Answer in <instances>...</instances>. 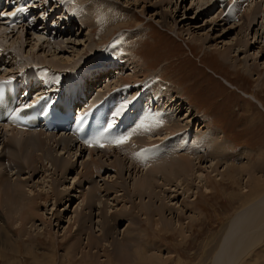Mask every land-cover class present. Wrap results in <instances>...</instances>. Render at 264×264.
I'll list each match as a JSON object with an SVG mask.
<instances>
[{"label":"rangeland","instance_id":"obj_1","mask_svg":"<svg viewBox=\"0 0 264 264\" xmlns=\"http://www.w3.org/2000/svg\"><path fill=\"white\" fill-rule=\"evenodd\" d=\"M58 1L54 2L53 7H58V4L64 5L65 0L62 1L63 3ZM229 1L227 0V2ZM95 3V17L92 18L95 21V29L91 32L90 39L86 36L85 27L82 31L79 29L78 33L73 36L66 35L63 38H54L56 39L54 41H52L53 39L49 41L44 33L38 29L28 30V34L24 35L26 40L21 45L22 54L26 62L31 60L28 61L29 64L31 63L29 66L37 67V72L40 75L37 76L38 79L41 76V78L47 76L48 70L55 73V80L69 74L65 72L64 68L62 70L53 68L50 62L41 63L36 58L39 55L43 58L46 57V61L52 60L64 62V64L66 62L72 64L85 56L81 62L83 65L84 62H88L92 54L98 53L100 48L104 49L106 44L119 39L118 46L107 50L109 58L104 61L113 62L116 56L115 51L122 52L124 57L127 56L129 52L119 48L125 43L134 50V59L141 60L146 69L145 78L141 76L139 86H134V88L122 86L126 93L129 91L128 95L145 93L147 88L144 90L141 86L152 77L158 82H168L180 92L185 107H187V102L191 104L203 114L202 117L222 131L226 140L231 141L226 144L229 150L238 153L244 147H248L247 154L241 160L230 163L231 165L234 164V168L230 166L229 169L224 170V180L217 179L215 175L207 176L208 189L200 182L195 194L193 193L194 190L188 191L186 195L180 193L182 188L178 191L179 194L174 200L181 207L179 208V222L181 225L183 223L185 225V236L184 234L181 235L179 229L175 230L174 227L160 226L159 228L152 225V220H148V214L144 215V212L139 210L138 204H135V208L134 205H130L123 199L113 201L114 195L109 194L106 197L104 195L105 190L97 191L103 197L101 199L88 200L84 198L85 192L83 193V191L87 189L89 183L84 181L81 184L75 177L77 170H81V159H86V154L83 153L82 158H78V156V159H74L76 165L73 166V170L68 172L62 181L60 180L62 182L60 187L65 189V195L73 196L76 194L74 196L77 197H74L71 202L66 200L65 204L59 203L52 206L51 199L47 204L41 202L42 205L37 206V210L41 214L45 213L44 216L52 220L51 229L46 226L38 228L42 226V224L39 225L42 217H37L35 222L39 226L37 228L32 227V235L21 237L20 230H18L19 224H13L6 214L11 209L18 212L16 208L12 205H5L6 210L0 207V264H148L145 261H140L139 258L135 259L134 262L129 259L127 263H124L121 261L123 260L121 254L112 251L109 245H107L108 250L103 251L101 247L97 254L86 255V257L83 256L84 254L75 252L73 242L75 231L80 233L82 244H84L87 241L86 231L88 232V229L86 226L94 227V232L99 237L104 238L100 242L103 243L110 240L106 239L108 237L107 232L117 239L122 238L127 225L129 228H136L138 236L135 243H137L136 248L139 250L140 257L155 251V246H153L155 243L152 242H156L162 244L163 248L160 249L162 254L165 256L168 254L171 258L165 264H213L221 245L224 243L223 239L227 236L232 217L246 204L254 202L255 199L258 200L264 189L261 190V193H255L251 197L245 195L251 193L249 188L252 185H250L249 176H254V183H258V188L264 184V107L258 104L254 98L248 97V95L254 96L264 104V0H235L237 12L234 18L238 17V19H229L227 15L223 16L222 7L219 5L217 8L214 5L215 3L218 4L219 0H100V2ZM223 3H225L224 0H221V4ZM40 6L41 9L47 11V14H51L50 10L46 9L45 4L41 3ZM237 8L239 9V16ZM160 14H165L166 23H162L159 19L158 15L160 16ZM74 17L75 15L67 18H71L72 23L77 24L78 21ZM116 24L118 25L116 26ZM129 32L132 33L127 39L125 35ZM16 35L17 33L6 44H3L4 48L7 47L3 49L9 53L11 58L17 57L14 49L18 45ZM57 36L59 37V35ZM194 37L196 38L194 39ZM240 39L241 44H238L237 41ZM59 40L61 46L57 44ZM227 47H231L229 49L230 61L224 60L217 52V50H225ZM83 51L86 53L85 55H83ZM98 59L99 56L95 57L94 60ZM13 62H15L14 58L7 66L9 69ZM119 63L120 65L116 66V72L113 71L114 75L110 80L113 85L112 88L116 87L115 81L118 78V72L122 70L120 69L122 68V60H119ZM243 66L251 70L244 69ZM79 70L81 69L78 66L72 72ZM125 71L123 72L125 73L124 76H129L134 72V69L130 65ZM60 74L62 75L60 76ZM103 81L105 80L103 79ZM95 84L94 81L92 85L95 86ZM101 88L99 93L106 91H102L103 88ZM148 107L150 108L151 105ZM135 108H137V103H132L131 109L128 107L129 115H132L133 111L136 112L137 109ZM159 108V104L155 108L152 107L154 110ZM166 109L167 107H164L162 113ZM168 109L172 111V108L169 107ZM183 110L179 114L177 113L176 117L181 118L185 126L180 128L177 135L174 132H172L174 134L166 133L163 129L162 139L166 140L165 142L180 139L181 133H184L179 145L184 139L185 143L181 142V145H184L180 147L182 149H179L186 152L188 146L194 147L190 146V141L194 140L195 130L202 128L206 120L197 116L188 118L187 110ZM200 118L202 121L199 120ZM176 122L174 127H177L179 121ZM169 135L176 136L165 139ZM114 148L110 147L109 149ZM188 150L194 151V148ZM3 153L0 150V156ZM0 167V171H2L0 174H9L10 179L8 178V181L14 183V180H18L15 177L17 175H13L15 169L8 172L11 165L7 158L3 157L0 160ZM106 171L104 172L105 177L109 176L110 179L112 172ZM126 173L128 174V172ZM126 173L124 177L127 179L128 185L132 187L133 177L136 174L135 172L132 173L133 177L131 178V175L128 174V176ZM30 174L26 170L21 176L26 192L37 193L38 189L41 190L51 177L49 171L43 172L42 169L33 171V175ZM43 177L45 178L43 179ZM96 177L98 182V189L96 190H100L104 180L97 175ZM4 180H6L5 176ZM20 183L18 184L22 185ZM165 187L167 188V186ZM166 188L164 190H169ZM17 194L21 198L15 200L16 204H24L25 199L23 198L27 197ZM105 197L109 199V202L113 201L115 204L111 210L121 208L127 203L131 207V214H134V218L131 221L128 219L129 217L116 218L113 212L109 214L111 216L108 217V220L101 218L103 216L101 211L107 214L108 212L105 210L110 204ZM134 198L135 203H138L139 199L136 196ZM18 208L20 210L23 207ZM77 208L79 211L83 209L84 212L92 214V221H87L84 228L81 218H78L76 222L74 221L76 217L74 211ZM134 221L135 225L132 223ZM32 222L27 223V226H30ZM76 237L79 238L77 235ZM147 243L152 244V246L147 245ZM108 254H110V259H107ZM257 264H264V257Z\"/></svg>","mask_w":264,"mask_h":264},{"label":"bare ground","instance_id":"obj_2","mask_svg":"<svg viewBox=\"0 0 264 264\" xmlns=\"http://www.w3.org/2000/svg\"><path fill=\"white\" fill-rule=\"evenodd\" d=\"M62 1L64 0H59L58 2L61 3ZM95 2H100V0H65L64 5L62 6L69 13L73 12L75 14L74 18H76L77 21L83 25V27L81 29L78 28V30L80 29L82 31L85 27L84 30H86V36H88V39L91 38V32L95 29V21L92 19L95 17ZM42 4H45V1L42 2ZM40 5L41 4H39V6ZM43 12L49 16V13L47 14L46 10ZM158 17L162 23H166L167 17H165V14H160ZM117 25L118 24H116V26ZM34 28V23L30 29L26 26L20 25L9 27V30L8 27H0V52L3 54L5 72L19 71L20 68L29 66L31 64L28 63V61L31 60H27V62L25 61V58L22 54L21 45H23L26 40L24 35L28 34V30L30 31ZM7 31L9 32L7 33ZM13 32L15 33L12 34ZM16 33V42L18 41V45L14 48L16 53L14 54L17 57H13L15 62L12 63V67L9 69L7 66L11 63V59L13 58L9 57V53L4 50L7 47L4 48L3 44H6V42L9 41ZM131 33L132 32L127 33L125 37L129 39ZM195 38L196 37H194V39ZM127 39H125V41ZM48 40L51 41L52 39ZM54 40L56 39L53 38L52 41ZM240 41L241 39L238 40L237 43L241 44ZM57 44L61 46L60 40L57 42ZM119 48L121 50H125V52H129V54L124 57L122 52L120 53V51H115L116 56L114 57L113 63H117L119 60H122V68H120L122 70H120L121 72H118V78L115 81V86L119 84L128 86L125 84L131 83L141 84L140 78L141 76L145 78L146 73L144 63L139 59H134V50L130 49V47L125 43ZM230 48L227 47L225 50H217V52L222 58H224V60L228 59L230 61ZM85 54L86 53L83 51V55ZM36 58L41 63L50 62L53 68H59L61 70L64 68L65 72L71 73L72 70L81 65V62L84 60L85 56H82L79 60L74 61L72 64H68L67 62L65 64L64 62H61V64L60 62L52 60L46 61V57L43 58L41 55L37 56ZM232 63L234 64L235 61ZM130 65L132 66V69H134V72H132V74L129 76H124L125 73L123 72H126L125 70L128 69ZM243 68H246L249 71L251 70L244 66ZM0 74H3L1 70ZM37 80L38 77L36 76L34 82ZM93 82L94 81L89 82L87 88L92 89V87H94L92 85ZM147 82L148 87H146L147 89L145 92L148 95L147 100H155L158 102L157 105H160V108L158 110H154L152 109V106L150 108L148 107L150 105L142 106L137 103V108H135L137 110L135 113L134 111L132 113L135 118L133 121L129 122V127L126 130L117 132V134L114 135V138H116L120 135L131 133V139H129L124 144L117 145L115 148L113 147L114 149L111 150L109 147H101L99 149H95L93 147H83L78 144L76 140L71 137V135L63 132L47 133L41 130L33 132L29 130H15L6 126H0V150L2 153L4 152L2 156H0V160L3 159V157L8 159L11 165V168H8V172L15 169V171H13V175H17L15 177L18 179L17 181L14 180V183H11L12 181L10 182V180H7L9 178V174H0V207L5 209V205H12L16 208L18 212H14L13 209H11L10 211H7L6 214L13 224H19L18 230H20L19 232L21 237L23 235H28V237H30V235H32V227L37 228L40 224H42V226L40 225L41 227L38 228L46 226L51 229L52 220L47 216L46 218L44 216L45 213L41 214L37 210V206L39 207V205H42L41 202L47 204L52 199V206H55V204L59 203L65 204L66 200L71 202L74 197H77L74 196L76 194L73 196L65 195V189L60 187V185L62 184V178H64L68 172L73 170V166L76 165V160L74 159L82 158L83 153L86 154V159H81V170H77L75 177H77L78 182L80 181L81 184L84 183V181L89 183L87 189L83 191V193L85 192L83 195L84 198L88 200L93 198L101 199L103 197L100 195V192L101 190H105L104 195H106V197L109 196V194L114 195L112 197L113 201L123 199L126 200L127 203H130V205H134V207L135 204H138L139 210L144 212V215L148 214V220H152V225L159 228L160 226L174 227L175 230L179 229L181 235L184 234L186 236L184 228L185 225H183V222L182 225L179 222V208L181 207H179L180 205H178L174 200V198L179 194L178 191H180L182 188L180 193L186 195L188 191L194 190L193 193L195 194V190L198 187V183L200 182L206 189H208L209 183L207 181V176L211 177L215 175L217 176V179L221 178L224 180V170L229 169L230 166L234 168V164L231 165L230 163L241 160V158L247 154L248 147H244L238 153L229 150L226 144L231 141L226 140L223 137L222 131L219 128L214 127L210 121L202 117L203 114L196 110L191 104L187 102V107H185L183 97H181L179 94L180 92L175 86L165 81H155L153 80V77L149 81L147 80L146 83ZM100 84L97 86L98 92L101 88ZM112 86V84L107 86V91L113 90ZM132 88H134V86ZM104 92H100L95 98H93L94 100L92 99L91 103L98 101L100 97L104 95ZM128 92L129 91H127V93ZM137 95L138 94H130L129 96L135 97ZM248 97L254 98L258 104L264 107V104L260 100H257L254 96L248 95ZM128 107L131 109L132 104ZM164 107H167V109L162 113V111H164ZM169 107L170 109L172 108V111H169ZM183 109L187 110L188 118L197 116L206 120L204 123L205 125L202 126V128L195 130V135L193 137L194 140H192L193 142L190 141V146H194V151L188 150L193 149L189 146L186 148V152L185 150H183V152L180 150L182 149L180 147L184 145H181V142H184L185 139L180 142V145L179 141L181 140V136H183L184 133H181L180 139H172L168 142H165L166 140L162 139L163 129H165L166 133H175L177 135L179 134L180 128L185 126L183 120L181 118H179L181 119L179 120L178 117H176V114H179ZM174 120L179 121H177L178 123L175 121L177 123V127L173 126L175 123ZM190 120L192 121V119ZM199 120H201V118ZM170 135L169 137L166 136L167 138H164L169 139L172 136H176ZM39 169H42L43 172H50L51 177L48 180L49 182L44 185L41 190L38 189L37 193H34L33 191L26 192V189L24 190L23 188L24 181L21 180L22 174H24V171L27 170L28 173H31L30 175H33V171H38ZM240 169H242V167H240ZM106 170L113 173V176L112 173H110V179L109 176L107 178L105 177L104 172ZM126 172L131 175V178L133 177L132 173L135 172L136 174L133 177L134 181L132 187L128 185L127 179L124 177ZM96 175L100 179L104 180L101 184L100 190H96L98 189ZM4 176L6 180L3 181ZM10 177L12 179V176ZM249 177V181L251 182L250 185H252V187L249 188V192L251 193L245 194L247 197H251L255 193H261V190L264 188V184L260 186V188L257 187L258 183H254V176ZM44 178L45 177H43V179ZM160 181L162 182L160 183ZM18 183L22 185H19ZM165 186H167L169 190H164V188H166ZM17 193H19L22 197H27L23 198L25 199V201L23 200L24 204H16L15 200L21 198L18 197ZM135 196L139 199L138 203H135L134 201ZM4 198H6L5 201H3ZM106 201L109 202V199L106 198ZM113 201L109 202L110 204L105 210L108 212L107 214L101 211V215L103 214L101 218L108 220V217L111 216L109 215L111 212L114 213L116 218L129 217L128 219L130 221L134 218V214H131V207L128 206L127 203H125L121 208L119 207L111 210V208L115 206ZM18 207H23L21 208L23 211L20 209L22 211L21 212ZM74 212H76L74 221L76 222L78 218H81L83 220V228L85 227L84 225L87 221H92V214L89 212H84L83 209L79 211L78 208ZM262 214H264V189L263 194L258 200L255 199L254 202L246 204L243 209L236 212L232 217L229 223L230 228L228 230L227 236L223 239L224 243L221 245V249H219L213 264H257V262L264 257V217H262ZM150 215L152 216L150 217ZM37 217H42L38 226L35 222V218ZM145 219L147 220V218ZM30 222H32V224L27 226V223ZM132 223L135 225V221ZM86 228L88 229V232L86 231V243L82 244L83 242L80 233L76 231L75 234L79 236L80 239L77 238L75 234L73 237L75 252L84 254V257L94 253L97 254L101 247L103 251L108 250L107 245H109L112 251L117 254H121V259H123L121 261H124V263H127L129 259L134 262L135 259L137 260V258H139L140 261H145L148 264H165L168 259H171L168 254L167 256L162 254L160 249L163 248V246L162 244L160 245L156 242H152L155 243V245H153L155 246V251H151V254L140 257L138 254L139 250L136 248L137 243H135V240L138 236L135 227L129 228L127 225L125 229L126 232L122 235V238L118 239L107 232L108 237L106 239L110 240L109 242L107 241L103 243L100 242L104 238L99 237L98 234L94 232V227L91 228V226H86ZM147 245L152 246V244L148 243ZM109 255L110 254L107 255V259H110Z\"/></svg>","mask_w":264,"mask_h":264},{"label":"snow or ice","instance_id":"obj_3","mask_svg":"<svg viewBox=\"0 0 264 264\" xmlns=\"http://www.w3.org/2000/svg\"><path fill=\"white\" fill-rule=\"evenodd\" d=\"M24 10H25L24 8H18L16 11L9 12V13H5L2 10H0V16H8V15L16 16L18 12H21V11H24ZM7 83H11V81H3V82H0V84H7ZM26 107H31V105H26ZM119 114H120L119 112L115 113V115H117V116ZM19 118H20L19 115L14 111L13 112L12 119L15 120V119H19ZM111 127H112V125L109 124L107 126V128L105 129V131H107ZM131 135H132L131 133H129L128 135H120V136L114 138L112 140V143L117 144V145L124 144V143H126L130 139ZM88 143L90 145H92V144H99L100 147H105L106 146L105 144L101 143L99 141V139H97V140H89Z\"/></svg>","mask_w":264,"mask_h":264}]
</instances>
